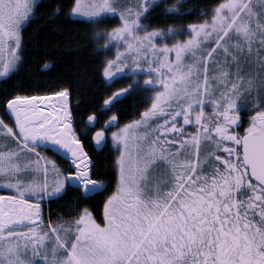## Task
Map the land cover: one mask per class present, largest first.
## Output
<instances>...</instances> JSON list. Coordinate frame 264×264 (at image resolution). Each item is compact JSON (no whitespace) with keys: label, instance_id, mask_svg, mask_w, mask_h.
<instances>
[{"label":"snow or ice","instance_id":"obj_1","mask_svg":"<svg viewBox=\"0 0 264 264\" xmlns=\"http://www.w3.org/2000/svg\"><path fill=\"white\" fill-rule=\"evenodd\" d=\"M36 6L0 0V77L18 67ZM193 13L186 26L142 23ZM66 15L96 28L99 50L116 45L103 77H134L105 108L133 91H156L139 119L110 133L118 173L103 224L86 206L106 182L93 178L85 141L106 144L117 115L100 127L97 112L81 116L78 130L67 88L2 101L14 122L0 119V185L15 195H0V264H264V0H220L201 11L188 0H70ZM244 111L251 115L241 135L234 129ZM41 147L63 151L66 174ZM69 187L81 190L85 206L40 227L44 199Z\"/></svg>","mask_w":264,"mask_h":264},{"label":"trees","instance_id":"obj_2","mask_svg":"<svg viewBox=\"0 0 264 264\" xmlns=\"http://www.w3.org/2000/svg\"><path fill=\"white\" fill-rule=\"evenodd\" d=\"M219 2L220 0H188L189 5L197 6V11L205 10ZM57 4L64 5V10L58 15L53 11ZM69 4L70 0H39L36 3L32 17L22 29L23 51L20 53L18 67L0 79V119L8 118L2 101L11 95L36 96L64 88L69 89L70 111L77 122L75 127L78 130L84 128V124L80 122L81 116L86 118L92 112H97L103 120L115 113L119 125L139 119L140 112L149 105L148 97L153 89L133 91L107 108L104 107V100L112 92L127 87L134 77L121 76L112 81V84H107V79L103 77V61L112 58V48L108 51L99 50L94 39L96 28L80 22V19L67 16ZM152 15L156 16L157 13ZM192 22H196V13L183 20L143 21L153 27L167 24L186 26ZM116 24L117 20L114 19L100 27H112ZM99 44L102 45L103 40H100ZM139 79L142 82L144 76H139ZM249 114L251 112H243L244 119L239 130L247 125L246 117ZM88 140L85 141L86 151L95 160L93 178L104 180L106 188L89 196L86 206L101 223L104 199L115 191L117 183V168L114 164L118 152L109 142L102 151H96L87 144ZM56 162L61 167L60 162L65 161L61 157H56ZM80 191L78 188L69 187L62 198L45 199L48 202L45 213L47 217L53 222L59 218L60 222L74 218L72 214L75 211L74 205L79 202L80 207L85 206V198L80 196ZM43 207L45 208L44 205Z\"/></svg>","mask_w":264,"mask_h":264},{"label":"rangeland","instance_id":"obj_3","mask_svg":"<svg viewBox=\"0 0 264 264\" xmlns=\"http://www.w3.org/2000/svg\"><path fill=\"white\" fill-rule=\"evenodd\" d=\"M39 0H35V4L38 2ZM73 18H76V19H80L79 17H73ZM117 20V24L119 23V20H118V18L116 19ZM142 23H143V21H142ZM187 36V34H185V37ZM112 58H114L115 57V52H116V45H113L112 47ZM8 75V74H7ZM6 75V76H7ZM6 76H3V77H6ZM3 77H0V79H2ZM144 79H145V77H144ZM143 79V80H144ZM143 82V81H142ZM154 91H156V89H153L152 90V92L150 93V95H149V97L152 95V93L154 92ZM150 103H151V101L149 102V105H150ZM148 105V106H149ZM68 106H70V96H69V101H68ZM147 106V107H148ZM146 107V108H147ZM69 109H70V107H69ZM206 111H208V112H210L211 111V109H210V107L209 108H207L206 109ZM244 112H250V111H244ZM251 114H249L246 118V121H247V125L245 126V127H243V129H241V130H239V128H241V126L240 127H238V128H235L234 130L236 131V132H238V133H240L241 135H243V133H244V130H245V128H247L248 127V125H249V119H248V117L250 116ZM5 122L6 123H12L13 121L12 120H10V118L8 117L6 120H5ZM154 123H159V121H155ZM243 123V122H242ZM242 125V124H241ZM116 130V129H115ZM114 130V131H115ZM187 131H194V129L193 128H189V129H186ZM141 131H143V129H141ZM111 139V138H110ZM112 141V140H111ZM112 144H113V142H112ZM114 146V145H113ZM114 148H115V146H114ZM37 151H39L42 155H45V156H47L49 159H51V160H55L56 159V156H54V155H52L51 153H47L46 151H44L42 148H39V149H37ZM118 152V151H117ZM220 154H224V155H226V153H220ZM118 155H119V152H118ZM117 155V156H118ZM61 157V156H60ZM61 158H63L66 162H60L61 164H62V166L60 167L61 169H63L64 171H65V174L67 173V171L69 170V165H70V161L67 159V158H65L64 156L63 157H61ZM33 159H35V157H33ZM57 163V162H56ZM57 166H58V163H57ZM59 167V166H58ZM117 173H118V169H117ZM55 179V176L53 175V176H50V181L51 180H54ZM1 194H4V195H15V190L14 189H8L7 187H5L4 185H0V195ZM27 198V197H26ZM45 199H48V198H45ZM44 199V200H45ZM46 213V207L44 208L43 207V205H42V219H43V224H41L40 225V227H46L47 226V223H48V221L50 220L48 217H47V215L45 214ZM102 217H103V212H102ZM73 219V218H72ZM72 219H70V220H72ZM61 221V219L59 218L58 220H56V221H52L53 223H62V222H66V221H62V222H60ZM69 221V220H68ZM98 222V221H97ZM104 222V221H103ZM103 222H101L100 224H103ZM99 223V222H98ZM17 230H26V229H17ZM49 247H50V245H49Z\"/></svg>","mask_w":264,"mask_h":264},{"label":"flooded vegetation","instance_id":"obj_4","mask_svg":"<svg viewBox=\"0 0 264 264\" xmlns=\"http://www.w3.org/2000/svg\"><path fill=\"white\" fill-rule=\"evenodd\" d=\"M117 80V79H116ZM107 84H112V82H109L108 80H107ZM6 113V112H5ZM113 114H115V113H112V114H110V116L111 115H113ZM116 115V114H115ZM8 116V115H7ZM9 117V116H8ZM109 117V116H108ZM107 117V118H108ZM118 117V116H117ZM106 118V119H107ZM105 119V120H106ZM119 120V119H118ZM103 119H100V123L99 124H96V127H100L101 126V124H103ZM13 123V122H12ZM120 123V122H119ZM119 123H114L113 124V126H108L107 127V132L109 133V137H108V140H107V143L109 142L110 143V145H112L113 146V144H112V141H111V139H110V133L112 132V131H114L116 128H119V127H121L122 125H119ZM129 123V122H128ZM124 125V124H123ZM74 127H75V125H74ZM92 131H95V127L94 128H92L91 129ZM106 143V144H107ZM87 144L88 145H90V147L92 148V149H95L96 151H100L99 149L102 147H104L106 144H102V145H100V146H97L96 144H95V142L94 141H91L90 140V138H89V140H88V142H87ZM86 147H87V145H86V143H85V150H86ZM114 147V146H113ZM44 151H46L47 153H51L52 155H54V156H56V157H60L61 156V154L59 153V152H57V151H51V150H49L48 148H43V147H41ZM39 149V148H38ZM63 159V158H62ZM64 160V159H63ZM55 161H56V159H55ZM65 161V160H64ZM66 162V161H65Z\"/></svg>","mask_w":264,"mask_h":264},{"label":"water","instance_id":"obj_5","mask_svg":"<svg viewBox=\"0 0 264 264\" xmlns=\"http://www.w3.org/2000/svg\"><path fill=\"white\" fill-rule=\"evenodd\" d=\"M45 95H47V94H45ZM11 120L14 122V119H11ZM57 152H59L60 154H64L62 150L61 151H57Z\"/></svg>","mask_w":264,"mask_h":264},{"label":"bare ground","instance_id":"obj_6","mask_svg":"<svg viewBox=\"0 0 264 264\" xmlns=\"http://www.w3.org/2000/svg\"><path fill=\"white\" fill-rule=\"evenodd\" d=\"M58 107H59V105H57ZM62 156H64L65 158H66V156L65 155H62ZM47 212V211H46ZM47 215V214H46Z\"/></svg>","mask_w":264,"mask_h":264},{"label":"built area","instance_id":"obj_7","mask_svg":"<svg viewBox=\"0 0 264 264\" xmlns=\"http://www.w3.org/2000/svg\"><path fill=\"white\" fill-rule=\"evenodd\" d=\"M45 205L47 206V204L45 203Z\"/></svg>","mask_w":264,"mask_h":264}]
</instances>
